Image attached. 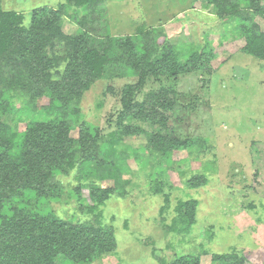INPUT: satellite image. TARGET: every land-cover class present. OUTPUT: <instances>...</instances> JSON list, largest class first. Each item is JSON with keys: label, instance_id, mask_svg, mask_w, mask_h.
<instances>
[{"label": "rangeland", "instance_id": "rangeland-1", "mask_svg": "<svg viewBox=\"0 0 264 264\" xmlns=\"http://www.w3.org/2000/svg\"><path fill=\"white\" fill-rule=\"evenodd\" d=\"M64 1L0 0V9L24 15L22 24L26 28L30 25L29 10L57 8ZM227 1L228 5L238 3L237 11L241 13L248 7V0ZM253 2L264 7V0ZM105 8L99 6L92 17L89 29L96 35L87 37V48L99 52L107 49L112 58L119 52L121 37L146 28H161L162 34L153 38L155 46L167 42L175 52L183 53L182 60L195 48L206 55L201 66L210 70L148 77L141 82L126 75L121 65L111 64L102 79L65 98L67 112L62 118L71 124L74 140L79 139L82 124L88 123L104 138L115 131L125 132L118 138L120 150H141L142 167L132 158L126 160L130 170L123 176L129 181L125 184L127 195L109 196L100 207L102 222L115 232L116 249L92 264H173L184 257L198 258V264H218L213 255L231 253H238L244 264H264V61L241 52L244 41L233 15L217 16L211 0H106ZM256 21L264 26L262 19ZM107 24L111 39L103 33ZM60 27L66 35L76 31L68 20ZM56 47L61 57H68L63 44ZM61 66L51 69L52 81H62ZM135 85L139 87L130 106L126 105L122 93L125 87ZM5 90L13 97L3 100L0 95V122L18 133L24 132L28 124L22 115L52 117L47 108L52 102L59 103L54 99L58 93H47L48 86L39 77L32 78L17 55L0 56V91ZM162 90L174 100L171 112L154 108L149 102L150 94ZM66 92L63 88L61 95ZM68 113L79 120L73 123ZM162 118L171 122L162 126ZM161 135L167 143L180 140L190 146L206 140L208 150L202 151L200 146L192 151L180 148L167 160L159 147L148 143ZM157 166L161 174L153 172ZM151 177H158V181L162 178L167 188L153 192ZM192 178L196 179L191 184L194 186L189 184ZM57 180L66 193L62 203L54 206L56 213L63 218L74 216L81 222L92 221L93 217L76 206L67 192L78 191L87 200L88 186L77 183L74 175ZM22 200L36 209L35 199ZM193 201L196 206L191 219L175 213L176 202ZM29 208H23L24 212L31 211ZM64 261L65 256L60 254L54 264Z\"/></svg>", "mask_w": 264, "mask_h": 264}, {"label": "trees", "instance_id": "trees-1", "mask_svg": "<svg viewBox=\"0 0 264 264\" xmlns=\"http://www.w3.org/2000/svg\"><path fill=\"white\" fill-rule=\"evenodd\" d=\"M211 1L217 16L233 15L244 41L241 52L264 61V26L256 21L260 18L264 22V7L248 0V7L241 13L237 11L238 3L228 5L227 0ZM101 5L105 8L106 0H65L57 8H33L29 10L31 19L26 28L22 24L24 15L0 9V56L17 55L20 65L26 67L30 76L39 77L48 86L47 93L52 96L58 93L54 99L61 104V107L56 102L49 105L47 109L52 112V117L22 115L28 121L22 133L0 122V207L3 212L0 213V264H54L60 254L65 256L64 264H92L98 257L116 249L115 232L102 222L100 207L109 196L127 195L125 184L129 181L123 179L129 170L126 160L132 158L142 167L141 150H120L118 138L125 132L115 131L104 138L97 130L92 131L88 123L82 124L78 131L79 139L74 140L70 134L71 124L62 118L67 112L64 106L69 93L87 90L91 83L106 76V68L111 64L121 65L126 75L135 76L141 82L148 77H176L188 71L210 70L201 66L206 55L195 48L188 49L189 57L182 60L183 53L175 52L174 46L167 42L155 46L153 38L162 34L161 28H146L135 35L121 37L119 52L112 58L108 57L107 49L99 52L95 48H87V37L96 35L89 29L90 23ZM46 10H50L47 16ZM105 11L106 8L100 16ZM64 20L76 27L73 35L62 32L60 25ZM103 30L107 39H111L108 24ZM61 44L68 49V57H61L59 49L55 51L56 46ZM152 50L155 51L151 54ZM76 55H79L78 59ZM148 59L150 62H146ZM60 65H63V79L58 83L51 80L50 71L54 66L60 68ZM138 85L125 87L123 103L130 106ZM63 88L67 92L62 96ZM0 95L3 100L13 97L9 90L0 91ZM149 102L152 107L165 112L173 110L174 100L168 98L166 90L150 94ZM68 115L73 123L79 120L73 113ZM169 122L168 118L160 119L162 126ZM166 140L161 135L148 143L156 149L159 147L167 160L180 148L192 151L200 146L202 151L208 150L206 140L203 144L192 146L185 141L169 140L167 143ZM159 166L153 172L160 173ZM71 175L77 183L83 182L84 186H88V194L87 200L81 198L78 191H67L68 196L74 199L76 206L83 207L84 212L91 215L90 218L93 217L92 221L81 222L74 216L63 218L55 211L54 206L62 203L61 198L66 193L57 178ZM50 180L53 183H49ZM195 180L192 178L189 184H194ZM162 181V178L158 181V177H151L153 192L160 193L163 187L168 186ZM104 183L108 186L103 187ZM22 198L26 201L35 199L33 205L36 204V209L24 203ZM28 206L31 211L25 213L23 208ZM195 206V201L185 204L176 202L174 211L187 220L194 215ZM212 258L218 264L245 263L238 253L213 255ZM173 264H198V258H179Z\"/></svg>", "mask_w": 264, "mask_h": 264}]
</instances>
